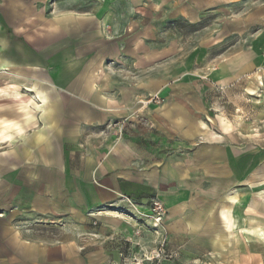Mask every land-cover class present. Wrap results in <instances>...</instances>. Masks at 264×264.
Wrapping results in <instances>:
<instances>
[{"label":"crops","instance_id":"obj_1","mask_svg":"<svg viewBox=\"0 0 264 264\" xmlns=\"http://www.w3.org/2000/svg\"><path fill=\"white\" fill-rule=\"evenodd\" d=\"M261 66L264 0H0V264H128L154 199L182 264H264V152L221 113Z\"/></svg>","mask_w":264,"mask_h":264},{"label":"rangeland","instance_id":"obj_2","mask_svg":"<svg viewBox=\"0 0 264 264\" xmlns=\"http://www.w3.org/2000/svg\"><path fill=\"white\" fill-rule=\"evenodd\" d=\"M263 73L264 67L261 66L256 71L257 76H255V87L249 88L245 96H239L238 99H236L237 96L224 98V106L221 113L223 114L226 122H229L230 124H236L238 133L243 136H249L255 147L259 149V151L264 152ZM131 211L135 216H137V218H140L139 224L141 225V233H143L144 236L147 234L149 237L150 235L154 236V238H148V240H146L147 245L144 246L141 252H134V249L131 247V249L128 250L129 254L126 256L128 259V264H161L165 263V261H169L170 263L174 264H182V259L180 256L166 253V237L163 235V233H161L162 230H160V228H162V224L159 227H156L153 220L138 215L133 209ZM144 212L148 213L149 210ZM129 215L131 216V214ZM161 234L163 236H161ZM157 236L159 237L158 239H156ZM164 239L165 243L162 246ZM208 258L209 259L206 261L203 255H194L192 256L191 261L187 264H217L216 260L214 261L210 256H208Z\"/></svg>","mask_w":264,"mask_h":264},{"label":"built area","instance_id":"obj_3","mask_svg":"<svg viewBox=\"0 0 264 264\" xmlns=\"http://www.w3.org/2000/svg\"><path fill=\"white\" fill-rule=\"evenodd\" d=\"M262 79L264 80V73L262 74ZM150 101L158 103V104L161 103L158 96L152 97ZM124 125H125V122H122V123L117 124V125L116 124L110 125L107 127V129H111V128H114L116 126H119L118 128L120 129V133H122L123 129H124ZM127 202L129 204V206H131V208L135 211V213H137L138 215H140L142 217L149 218V219L153 220L154 225L156 227H159L162 224L163 219H164V215H165V211H164L163 204L159 200H157V199L152 200L148 213L142 211L137 205H134L131 201L127 200ZM164 243H165V239L162 242V246Z\"/></svg>","mask_w":264,"mask_h":264}]
</instances>
